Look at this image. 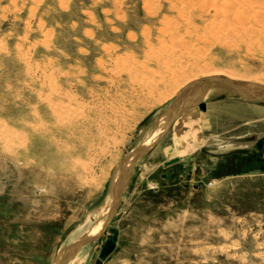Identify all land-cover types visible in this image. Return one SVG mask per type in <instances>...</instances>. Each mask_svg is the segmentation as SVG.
Listing matches in <instances>:
<instances>
[{"label":"rangeland","instance_id":"rangeland-1","mask_svg":"<svg viewBox=\"0 0 264 264\" xmlns=\"http://www.w3.org/2000/svg\"><path fill=\"white\" fill-rule=\"evenodd\" d=\"M236 12L0 0V264H57L103 216L71 264H264V16ZM187 61L241 79L205 88Z\"/></svg>","mask_w":264,"mask_h":264},{"label":"bare ground","instance_id":"bare-ground-1","mask_svg":"<svg viewBox=\"0 0 264 264\" xmlns=\"http://www.w3.org/2000/svg\"><path fill=\"white\" fill-rule=\"evenodd\" d=\"M209 1H211L212 3H213V8H214V16H216L217 18H223L222 20H221V22H223V24L225 25V26H227V28H228V26L230 25H232L231 24V22H232V14H234V11H236L237 10V12H236V14L235 15H237L236 16V18L238 19L237 21H244V19H247L248 18V16L250 15V14H253V12H251V11H254V9H250V8H252V6H253V4L255 3L256 4V2L257 3H261L260 5H264V0H240V1H237V0H209ZM255 1V2H254ZM254 2V3H253ZM254 4V5H255ZM252 5V6H251ZM256 6V5H255ZM254 6V7H255ZM258 6V5H257ZM237 7H239L240 9H242L241 10V12H239L238 11V9L239 8H237ZM264 6H262V8H263ZM261 8V9H262ZM258 9H259V6H258ZM257 10V9H256ZM261 11L262 10H257V11H255L254 12V14H258L257 16H259V14L261 13ZM253 14V17H255L256 15H254ZM260 16H264V12H262V14H260ZM259 16V17H260ZM234 17V16H233ZM250 17H251V15H250ZM235 18V17H234ZM234 18H233V20H234ZM219 19V20H220ZM231 21V22H230ZM242 21V22H243ZM235 22V21H234ZM239 22V23H240ZM245 22V21H244ZM218 23H220V22H218ZM215 25V24H214ZM220 25V24H219ZM223 25V26H224ZM217 26V25H216ZM215 26V27H216ZM234 26V25H233ZM241 26V25H240ZM246 27V26H245ZM220 28V27H219ZM245 29H247V28H245ZM262 29V28H261ZM214 30V29H213ZM215 31H217V30H215ZM225 31V30H224ZM232 31V30H231ZM258 31H259V29H258ZM262 31V30H261ZM232 35V34H231ZM239 39V38H238ZM171 54H173V56L175 57V53H171ZM168 55V54H167ZM176 56H177V53H176ZM179 56V55H178ZM177 56V57H178ZM182 58H184V57H182ZM169 59V58H168ZM165 60V59H164ZM174 62H175V60H173ZM172 61V62H173ZM181 61V60H180ZM182 61H183V59H182ZM168 62H170V61H168ZM163 63V62H162ZM176 63V62H175ZM168 64H171V63H168ZM185 64H186V66H183V67H188V65L189 64H194V66L196 67L195 69V73H197V77H203L204 79H209V78H225V80H228V81H233V80H240L241 78H235L234 76H232V75H228V74H223V73H220V72H214L213 70H211L212 68H210V67H208L207 65H205V64H203V65H201L199 62L198 63H196V62H188L187 61V63L185 62ZM182 65H184V64H182ZM164 66V65H163ZM171 66V65H170ZM179 69H180V66H177ZM176 66H175V68H177ZM166 68V67H165ZM171 69H173L172 67H171ZM171 69H168L167 68V71H169L170 70V73L171 74H173L174 75V77L177 75V78H179L180 79V81L181 82H186L187 80H186V78L189 76V77H192L193 76V74H185V73H182L181 74V72L178 70H176V71H172ZM131 73V72H130ZM129 73V74H130ZM134 75V74H133ZM132 76V75H131ZM224 81V80H223ZM224 82V86H225V89L227 90V91H229V92H231V93H237L238 92V89H237V85L235 86L233 83H230V82ZM163 83V82H162ZM221 83H223V82H221ZM163 85V84H162ZM169 85V84H168ZM152 86V85H151ZM177 86L178 85H176L175 84V82L174 83H172L171 85H169V87H170V89H171V91L172 90H174V89H176L177 88ZM153 88V87H152ZM151 88V89H152ZM243 88V87H242ZM200 89V88H199ZM244 90V89H243ZM250 90V89H249ZM239 92H241V95H242V91L239 89ZM245 92V91H244ZM248 93V92H247ZM238 94V93H237ZM244 94V96L243 97H245V93H243ZM249 94V93H248ZM238 95H240V94H238ZM254 98H262V99H264V92L263 93H258V95L255 97V96H253ZM185 100V99H184ZM187 100V99H186ZM190 101H191V99H189ZM188 100V101H189ZM183 105V104H182ZM69 106V105H68ZM65 111V110H64ZM194 113H196V112H194ZM194 113H190L189 114V117H190V115L192 116V114H194ZM188 114V113H187ZM72 115V114H71ZM65 116V115H64ZM79 116V115H78ZM168 118V117H167ZM250 145V144H249ZM203 146V143L202 142H196V144H194V145H190V144H187V147H186V143L185 142H182L181 143V145H180V149H184L185 147H186V151H193V150H196V149H199V148H201ZM142 148V147H141ZM137 155H139V154H137ZM140 156V155H139ZM134 158V157H133ZM135 158H138V157H135ZM134 158V159H135ZM130 160H132V159H130ZM134 162L135 161H130V162H128L127 163V170H128V172L129 171H131V168H132V165L134 164ZM119 169V168H118ZM124 169V168H123ZM125 169H126V167H125ZM117 172V171H116ZM120 172V169L118 170V173ZM127 172V173H128ZM123 174H121V176H119V174H117V176L116 175H114L115 177H114V179H113V185H112V188H111V193H110V195L108 196V198H107V200L105 201V203H104V209H103V213H105L104 215L105 216H109L114 210V207H116L115 206V204H116V197L117 196H119L118 194H120V191H119V187H121L120 186V183L122 182L121 180V178H123V177H125V172H124V175L122 176ZM128 175V174H127ZM127 175H126V177H127ZM125 177V178H126ZM102 213V212H101ZM103 218H104V216H103ZM103 218H101L98 222H97V224L94 226V228L91 230L90 229V231L88 230V232H87V234L85 235V237L83 238V239H80V241L78 240H76L77 241V243L76 244H74V245H72L68 250H66L62 255H60L59 256V259H58V262H57V264H71V262H73L72 260L74 259V257H75V255H76V253H77V251H78V248L79 247H81L82 245H83V243H85V241L87 242V241H89L91 238H93V237H96L97 235H99L103 230H104V228L106 227V224H107V220L105 219H103ZM110 218V217H109ZM80 263V262H79Z\"/></svg>","mask_w":264,"mask_h":264},{"label":"water","instance_id":"water-1","mask_svg":"<svg viewBox=\"0 0 264 264\" xmlns=\"http://www.w3.org/2000/svg\"><path fill=\"white\" fill-rule=\"evenodd\" d=\"M217 80H218V78H216V79H212V80H209V81L205 82V83L203 84V86L206 88V87H208L209 85H211L212 83L216 82ZM234 85H235V84H234ZM235 86H236V85H235ZM236 87H237V86H236ZM237 89H238V87H237ZM237 93L241 95V92H239V89H238V92H237ZM242 95L244 96L243 93H242ZM200 109L203 110V111L206 109L204 103L200 105ZM179 160H180L179 158H176V159H174V160L167 161V162H165V165H171V164H173V163L179 162Z\"/></svg>","mask_w":264,"mask_h":264}]
</instances>
